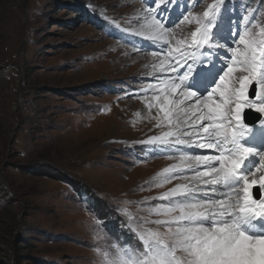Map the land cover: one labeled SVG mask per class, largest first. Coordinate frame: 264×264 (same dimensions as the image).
I'll list each match as a JSON object with an SVG mask.
<instances>
[{
  "label": "rangeland",
  "instance_id": "374dc122",
  "mask_svg": "<svg viewBox=\"0 0 264 264\" xmlns=\"http://www.w3.org/2000/svg\"><path fill=\"white\" fill-rule=\"evenodd\" d=\"M245 4L264 13V0H227L229 14ZM142 6L0 0V264H100L97 244L134 239L124 209L161 218L148 214L162 203L153 197L193 174L151 179L180 153L141 143L161 131L135 94L153 82L142 62L157 49L122 30Z\"/></svg>",
  "mask_w": 264,
  "mask_h": 264
},
{
  "label": "snow or ice",
  "instance_id": "6c2138e0",
  "mask_svg": "<svg viewBox=\"0 0 264 264\" xmlns=\"http://www.w3.org/2000/svg\"><path fill=\"white\" fill-rule=\"evenodd\" d=\"M200 2L144 0L122 29L157 49L153 82L135 94L161 131L141 143L150 155L180 153L151 179L193 174L153 197L162 203L148 214L161 218L124 209L134 239L97 244L100 264H264V150L249 143L264 145V119L257 130L243 115H264V13L245 4L229 14L227 0L189 10ZM103 223L97 216V240Z\"/></svg>",
  "mask_w": 264,
  "mask_h": 264
},
{
  "label": "water",
  "instance_id": "95a60500",
  "mask_svg": "<svg viewBox=\"0 0 264 264\" xmlns=\"http://www.w3.org/2000/svg\"><path fill=\"white\" fill-rule=\"evenodd\" d=\"M259 119V115L257 113L247 111L245 112V121L249 124L255 123Z\"/></svg>",
  "mask_w": 264,
  "mask_h": 264
},
{
  "label": "bare ground",
  "instance_id": "6f19581e",
  "mask_svg": "<svg viewBox=\"0 0 264 264\" xmlns=\"http://www.w3.org/2000/svg\"><path fill=\"white\" fill-rule=\"evenodd\" d=\"M151 49H152V48H151ZM151 60H152L151 56H150L149 54H147V55L145 56V59L143 60L142 64L144 63V65H150ZM147 63H148V64H147ZM143 119H144V118H143ZM144 120H145V119H144ZM254 127H256L257 130L259 129L258 126H254ZM195 153H196V152H195Z\"/></svg>",
  "mask_w": 264,
  "mask_h": 264
},
{
  "label": "trees",
  "instance_id": "16d2710c",
  "mask_svg": "<svg viewBox=\"0 0 264 264\" xmlns=\"http://www.w3.org/2000/svg\"><path fill=\"white\" fill-rule=\"evenodd\" d=\"M0 124H1V122H0ZM97 209H98V211H101V213H103L102 208L98 207ZM100 215H103V214H100Z\"/></svg>",
  "mask_w": 264,
  "mask_h": 264
}]
</instances>
